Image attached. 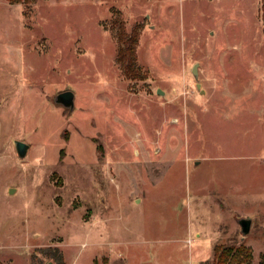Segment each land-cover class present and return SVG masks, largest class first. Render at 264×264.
<instances>
[{"label": "rangeland", "instance_id": "rangeland-1", "mask_svg": "<svg viewBox=\"0 0 264 264\" xmlns=\"http://www.w3.org/2000/svg\"><path fill=\"white\" fill-rule=\"evenodd\" d=\"M220 252L264 264V0H0V264Z\"/></svg>", "mask_w": 264, "mask_h": 264}, {"label": "water", "instance_id": "water-1", "mask_svg": "<svg viewBox=\"0 0 264 264\" xmlns=\"http://www.w3.org/2000/svg\"><path fill=\"white\" fill-rule=\"evenodd\" d=\"M159 94H162L163 92L161 90L158 91ZM75 93L73 91L67 90L65 92L58 93L54 101L56 103L61 104L64 108L73 110L75 107ZM16 150L18 151V154L20 157H24L27 153L28 145L23 141H16L15 142ZM13 189H10V192H12ZM239 223L242 225V233L246 235L250 230V219L249 218H242L240 219Z\"/></svg>", "mask_w": 264, "mask_h": 264}, {"label": "trees", "instance_id": "trees-1", "mask_svg": "<svg viewBox=\"0 0 264 264\" xmlns=\"http://www.w3.org/2000/svg\"><path fill=\"white\" fill-rule=\"evenodd\" d=\"M11 3H17V2H24V3H27V2H30V3H33L34 0H9ZM128 38H124L122 37V41H123V45L127 46L128 47L125 49V47H123L120 51H121V59L122 61H127V67L130 66V63H132L133 61V58H132V54H133V44H134V39L131 38V40L129 42H127ZM130 69V67H129ZM218 253V252H217ZM225 253H219L217 254L218 255V262L217 264H223L226 260Z\"/></svg>", "mask_w": 264, "mask_h": 264}]
</instances>
